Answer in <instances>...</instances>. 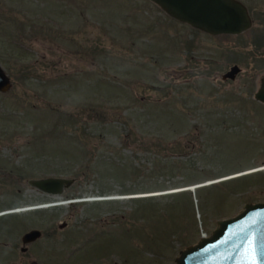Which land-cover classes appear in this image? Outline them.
Here are the masks:
<instances>
[{"label": "rangeland", "instance_id": "rangeland-1", "mask_svg": "<svg viewBox=\"0 0 264 264\" xmlns=\"http://www.w3.org/2000/svg\"><path fill=\"white\" fill-rule=\"evenodd\" d=\"M240 1L252 26L212 36L151 0H0V211L52 203L0 214V264H177L264 202V0Z\"/></svg>", "mask_w": 264, "mask_h": 264}, {"label": "water", "instance_id": "water-1", "mask_svg": "<svg viewBox=\"0 0 264 264\" xmlns=\"http://www.w3.org/2000/svg\"><path fill=\"white\" fill-rule=\"evenodd\" d=\"M172 17L212 35H237L252 26L247 6L240 0H151ZM241 67L233 65L223 79H236ZM12 83L0 65V92L10 89ZM255 98L264 103V77ZM75 178L44 177L30 179L38 190L59 195L69 188ZM71 200V199H69ZM4 211H0L2 214ZM42 236L32 229L22 236L24 245ZM27 247H22L26 251ZM177 264H264V202L247 203L233 217L222 219L208 237L180 251Z\"/></svg>", "mask_w": 264, "mask_h": 264}, {"label": "flooded vegetation", "instance_id": "flooded-vegetation-1", "mask_svg": "<svg viewBox=\"0 0 264 264\" xmlns=\"http://www.w3.org/2000/svg\"><path fill=\"white\" fill-rule=\"evenodd\" d=\"M261 0H258V4H260ZM177 20V19H176ZM254 23H255V26H256V38H258V40H262L264 38V10L259 6L258 8L256 7V13L254 14ZM180 21V20H178ZM181 23L185 24V25H188V26H191L193 28H196L188 23H185V22H182ZM198 29V28H196ZM200 31H203L201 29H198ZM205 32V31H203ZM207 33V32H206ZM212 35V34H210ZM214 36V35H212ZM0 232L2 233V231L0 230Z\"/></svg>", "mask_w": 264, "mask_h": 264}, {"label": "bare ground", "instance_id": "bare-ground-1", "mask_svg": "<svg viewBox=\"0 0 264 264\" xmlns=\"http://www.w3.org/2000/svg\"><path fill=\"white\" fill-rule=\"evenodd\" d=\"M207 183H211V182H207ZM202 184H194V185H190L188 187H185L184 189H189L191 191H194L198 188V186H200ZM113 197H118V196H108V198H113ZM103 199V198H107V197H90V198H87V199ZM78 199H71V200H59L58 202H54L53 204H56V203H69V202H74ZM52 203H47V204H42V205H37V206H32V207H24V208H14V209H10V210H6L3 212V214H8V213H17V212H23V211H26V210H29L31 208H39V207H44V206H48V205H51ZM2 214V215H3Z\"/></svg>", "mask_w": 264, "mask_h": 264}, {"label": "trees", "instance_id": "trees-1", "mask_svg": "<svg viewBox=\"0 0 264 264\" xmlns=\"http://www.w3.org/2000/svg\"><path fill=\"white\" fill-rule=\"evenodd\" d=\"M221 36H223V35H221ZM225 36H231V35L226 34Z\"/></svg>", "mask_w": 264, "mask_h": 264}]
</instances>
